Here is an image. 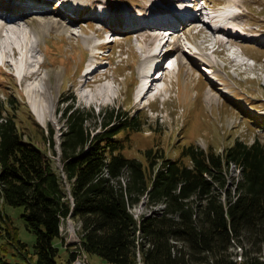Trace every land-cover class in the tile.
I'll list each match as a JSON object with an SVG mask.
<instances>
[{
  "label": "trees",
  "instance_id": "1",
  "mask_svg": "<svg viewBox=\"0 0 264 264\" xmlns=\"http://www.w3.org/2000/svg\"><path fill=\"white\" fill-rule=\"evenodd\" d=\"M90 111L62 110L67 126L60 154L50 128L58 169L53 156L24 137L14 117L0 121V220L21 257L3 259L5 264H59L63 244L57 240L70 217L80 223V256L96 254L109 264H136L140 256L145 264H264L263 140L237 138L223 151L190 143L178 157L152 148L143 160L125 153L146 125L141 116L105 110L103 128L94 133ZM143 201L162 207L139 220L132 209ZM7 205L24 209L27 228L36 235L33 249L11 225ZM71 247L68 264H75L78 252Z\"/></svg>",
  "mask_w": 264,
  "mask_h": 264
},
{
  "label": "rangeland",
  "instance_id": "2",
  "mask_svg": "<svg viewBox=\"0 0 264 264\" xmlns=\"http://www.w3.org/2000/svg\"><path fill=\"white\" fill-rule=\"evenodd\" d=\"M154 2L173 3L172 0L171 2L169 0H68L67 3L70 5H68V11L62 15L66 18L64 19L62 16L54 14L58 11L60 13L64 11L61 1L51 0V4L49 5L50 11L53 12L51 15L48 14V10L30 16L36 21V24H38L39 18H46L47 16L58 15V18L65 22L68 21V18H71L70 22H67V31H62L64 35L62 41H59L60 30L45 31L41 33L40 48H37L39 50L37 58L40 61H44L47 57L48 62L51 64L41 68L42 74H45L50 68L53 71L61 69L63 72L62 77L59 79V85L55 87V92L59 94L58 108L53 115V120L46 122L39 120L32 110L31 99L26 88L27 83L34 84L37 75L31 79L24 78L23 82H21L16 75L15 64L7 61L0 65V120L6 116L14 117L24 137L26 139L31 138L48 152L49 155L54 157V166L57 169L61 167L60 157L54 156L52 147L48 141V135L50 128L54 129V138L57 143L56 148L60 154L61 133L67 126L62 110L66 109L67 106L83 110L87 109L89 111L93 110L94 117L87 121L88 127L91 130L102 128V114L106 109L111 110L115 108L129 114L141 116L143 121L147 123L142 128V131L135 132L132 135L131 143L127 146L125 153L128 156H135L143 160H145V157H143L144 152L152 148L162 150L166 156L178 157L181 149L190 143L198 144L205 149L214 147L217 151H223L237 138L249 143L253 142L256 137L264 141L263 47L246 44L240 49V51L243 50L244 53L254 58V60H250L249 58L250 63L243 66L244 64L238 63L235 65L232 62L231 58L238 61L235 56L231 55V58L228 56L230 45L227 46V43H225L222 46L225 47V51H222L220 45L216 52V54L220 55V58H218L219 68L212 72L210 68L206 70L200 63L196 62L195 60L197 59L194 55L192 58V55L187 52V50H190L188 46L190 40L182 38L183 36L179 35L185 48L184 56L187 63H181L174 77L173 73L172 78H170L169 63L176 61L177 56L174 52L180 54V50L172 51L173 54L165 58H173L167 62L168 66L165 74L155 82L156 84L152 88L153 90L156 88L153 91L155 93L158 91V85L165 82L167 83L165 92L160 94V98L156 101H152V95L147 96L143 101L137 98V82L140 78L144 77L147 70L145 66L151 62L150 60L146 61L145 56L150 54V52L158 50V53L165 57L164 48L158 47L159 49H157L160 41L155 40V33L149 34L144 39L142 34L139 36L120 34L127 32V30H114L109 25V22L116 18L121 19L122 12L131 8H133V14L136 16L145 15L147 11L145 9L146 4L149 3L150 5ZM207 2L213 8L228 9L230 12L242 11L240 8L246 6L248 11L244 9L246 11H242L240 14L243 20L240 21L241 25H243L242 30L249 29L252 33H258L259 39L264 36V0H207ZM233 4H239V7ZM87 5H90L89 10H97L96 7L100 9L97 10L100 15H94V21L96 22L94 24L100 29H93L88 26L86 20H83L93 16H79V19L71 17L69 11H72L74 7H81V9L87 11ZM158 5L156 6L158 7ZM108 17H110L109 20L106 19ZM73 24L76 26H71ZM194 24L197 26L192 27L190 23L189 26L184 27L183 31L184 35L192 39V41H196L197 44H205V46L209 47L213 43L205 42L207 37L215 39L220 37V32L213 25L210 27L201 22H195ZM89 25L91 24L89 23ZM32 26L34 27V25ZM32 26L25 23L24 29H29ZM120 26L119 24L118 27ZM202 26L206 28V32L199 34L198 28ZM99 31L105 32V36L111 32L117 34L113 42L106 44L104 50L106 57L102 59L104 61L103 66L107 68L111 76H108V79L97 82L94 87L97 88L98 84L104 83L108 84L110 88L114 86L115 89H113L118 97L109 98L110 101H105L101 106L96 102L92 103L91 99L82 96L90 89L82 85L86 71H83L81 74L75 71L78 64H80L79 59L83 60L86 57L87 62H85V65L88 63L87 66L93 62L92 60L94 59H92L91 53L99 51L95 48L96 43H100V39L97 36ZM90 37L93 38L91 39L92 41L89 39ZM5 41L6 38L0 35V43ZM56 41L63 44L61 50L55 51L53 49ZM44 42H46L45 52L42 50ZM33 43L35 42L33 41ZM141 45L149 46L147 54L143 53ZM173 46L172 44L169 47ZM64 54L66 55V59L64 58ZM71 54L74 58L73 61L69 59V56H72ZM8 57L13 61L12 56ZM120 59H125L123 66H120L118 70L110 72L114 63ZM102 60L98 59L95 62L99 64L100 61L103 62ZM22 69L23 67L21 66ZM163 70L165 69L163 68ZM99 76L96 75V78ZM207 90L213 93L212 99H207ZM230 170L233 175L237 176L238 171L236 167L232 166ZM160 207L162 206L158 205L153 211H157ZM5 208L7 209L6 212L12 216L11 220L13 219V222L11 225L15 224L19 228L21 239L26 241L33 249L36 235L27 228L25 219L22 216L24 209L12 205H7ZM149 208L151 209L153 206L149 207L143 201V203L134 209V212L139 215L148 212ZM4 221L0 220V264H5L3 259L13 262L21 259L20 256H15L13 253V244L6 237L5 229L7 228V223ZM71 226L75 232L71 231ZM62 240H64V243ZM57 242L59 245L63 244L58 263L68 264L66 247L72 245L71 248L73 249V244H80V223L76 219L68 218L66 223L62 224V239L57 240ZM238 250H240V254H237V259L242 261V250L236 249V252ZM85 255L83 254L82 257L86 259L87 264H109L106 259L96 254H88L86 258ZM139 258L137 262H140L141 258Z\"/></svg>",
  "mask_w": 264,
  "mask_h": 264
},
{
  "label": "bare ground",
  "instance_id": "3",
  "mask_svg": "<svg viewBox=\"0 0 264 264\" xmlns=\"http://www.w3.org/2000/svg\"><path fill=\"white\" fill-rule=\"evenodd\" d=\"M64 1L68 2V0H64ZM179 1H182V0H179ZM233 2H236V1H233ZM233 5L239 7V4H233ZM225 10L228 11L226 18L231 19L230 24H232V26H227V25L214 26L213 24L204 22L202 20L203 18L201 19L200 17L195 16L194 14L186 15L184 10H178L175 17H169L168 18L169 20L174 21V25L171 28L174 30V31H172V34L167 39H166V36H164L162 33L156 34V36L159 39H161L159 47H161V48L165 47V49H166L165 57L163 59L161 58L162 56L160 58H156L158 55V51H155L154 53L148 54L147 56H145L146 61L151 60V61H154V63L156 64V67H150L148 69V72L151 71V69H155V71L157 70L158 74H159L163 70V68L166 69L167 66L165 67V58H167V56L169 54H171L172 51H174V50H180V54H177V61L169 63L168 68L170 71V73H169V76H171L170 78H172L173 73H174L173 74V77H174L175 73L179 70L181 63L182 64L187 63V60L185 59V56H184L185 48L183 47L181 37L179 38V34L177 32V29L183 27L182 28V30H183L184 27L190 23H191L192 27L197 26L194 24L195 22H201V23H203L207 26H210V27L213 25L214 27L217 28V30L219 32L228 31L229 34H234V35H231L230 38H232L231 41H233V42L236 41L237 34H236V32L233 31V29L231 27L238 28L239 30L243 29V25H241V23H240V21H243L241 19L242 18L241 15H240L242 13V11L230 12L228 9H225ZM0 11L3 12L5 14V17H6V19L1 24V29H0V35L6 38L5 42L0 43V52L2 54V57L4 58V62L8 61L11 64H16V62H13L8 56H13L15 58H19L21 56V59L24 61L22 64V67L29 69L25 73L24 78L31 79L35 75H37L34 84H32L31 87L27 88V92H28L30 99H31L32 110L35 113V115H37L39 120H41L43 122H46L49 120L51 121L54 119L53 115L55 114V111L58 108L59 94L55 92V87L59 85L58 84V83H60L59 79L62 77L63 72L61 69H57V70L53 71L50 68V69H48V71L45 74L44 73L42 74L41 68H44L45 66L51 65V64L48 62L47 57L45 58L44 61H40L37 58L38 57L37 53L39 51L37 48H40L39 45L41 43V38H42L41 33L45 32V31L50 32L53 29L60 30L59 41H62L64 39V35H63L62 31H67L68 23L59 19L58 17L47 16L46 18H39L38 24H36V21L33 18L27 17V12L25 9L18 7L13 3H11L10 6H8V8H5V9L0 7ZM46 11H48V10L43 9V10H39L38 13H43ZM152 11H156V8H154ZM157 11L159 13H161V15H163V13L161 11H159L158 9H157ZM38 13H36V14H38ZM90 19L92 20V25L95 26V24H94L95 22L93 21V20H95L94 16L91 17ZM106 19L109 20L110 17H108ZM120 20L121 19H117V18L115 20H111V22H109V25H111L113 27V29H115V30H122L125 28H126V30H130V31H134L136 29L138 31L144 30L140 27L139 24H135L134 22L132 23L131 21L125 22L126 24H128L127 26L122 25V26L118 27L119 24H117V23ZM188 20H190V22H187ZM25 23L27 25H30V26L34 25V27L32 26L29 29H24ZM148 24H152V22L149 21ZM163 25L168 26L165 23H163ZM198 29H199L198 30L199 34L206 32L205 31L206 28L203 26L198 28ZM244 30H247L245 33H248V36H246V37H251L248 40H252L253 42H256L260 45H264V36H262V38L259 39L258 33H256V34L252 33L249 29H244ZM9 31L11 32L12 35L9 34ZM168 31H170V30H168ZM96 32H97V30H96ZM103 34H104L103 31H99V33H97V36L100 37V36H103ZM241 34H244V32ZM142 36L144 39L145 37H148L149 34L142 33ZM173 37L175 38V40ZM187 38H189V37H187ZM34 39H36L37 41ZM89 39L91 40L93 38L90 37ZM164 39H166V40H164ZM33 41L35 43H33ZM59 41H56V43H59ZM218 41H219V43H218ZM169 42H171V44H173L174 46L173 47H167L166 45ZM205 42H207V43L212 42L213 43V46L215 47V53L219 49L220 45L222 47L225 45V43H227L220 37L216 38V39L211 38V37H207L205 39ZM105 44H106L105 41L102 43H96L95 48H97L99 51L91 53L92 59H94V60H92L93 62L91 64H89L88 66H86L85 62H87V58L85 57L83 60L79 59L78 61L80 62V64H78V66L75 70L76 73L81 74V73H83L85 68L92 66L91 69L86 70V74L84 75V79L82 80V85L86 86L90 89L88 90V92L84 93L82 96L87 98V99H91L92 103L96 102L100 106L103 103H105V101H110L109 98L113 99V98L118 97L115 90H114L115 88L113 85H112L113 87L110 88L108 84L104 83V84H98L97 88L94 87V86H96L97 82L108 79L110 77V74H108L107 72H105L103 74L98 73L100 71V69H104L105 67L101 66V63H102L101 61L99 64H96V62H95L98 59L102 60L106 57L105 56L106 54L104 53ZM142 44H143V42H142ZM42 47H43L42 50H44V52H45L46 45L44 44V46H42ZM141 47H142L143 53L148 52V46L141 45ZM225 50H226L225 47H222V51H225ZM89 52H91V51L89 50ZM228 56H230V58H231L230 54H228ZM65 57H66V55L64 54V58ZM69 57H70L69 59H72V61L74 60L73 55L69 56ZM192 58H193V55H192ZM231 60L235 65H237L238 63L242 64V63L238 62L236 59L231 58ZM205 62L208 63L209 65L212 64L211 61H205ZM35 66H36V68H35ZM32 67H34V69H32ZM215 70H216L215 67L213 69H211L212 72ZM96 75H100V76L98 78H96ZM162 75H163V72L160 73L158 76H156L155 73L152 75L153 76L152 86L154 84H156L155 82H157L162 77ZM114 77H116V76H114ZM170 78H169V80H170ZM77 81H79V80H77ZM163 84L167 88L166 83H163ZM152 90L148 89L146 96H144L141 100L143 101V99H145L148 95H150L152 93L150 91H152ZM206 97H207V99H212L213 93H210L207 90ZM157 207L158 206H153V208H151V209L149 208L148 212H144V213L139 214V215L136 212H134V209H136V207L133 208L132 210L135 213L136 218L140 220L141 216L143 214H150L153 212V209H156ZM71 231L75 232V231H73L72 226H71ZM140 258H139L140 262L138 261L136 264H145L143 262L141 256H140ZM240 258H242V257H240ZM80 263L85 264V261H80Z\"/></svg>",
  "mask_w": 264,
  "mask_h": 264
},
{
  "label": "built area",
  "instance_id": "4",
  "mask_svg": "<svg viewBox=\"0 0 264 264\" xmlns=\"http://www.w3.org/2000/svg\"><path fill=\"white\" fill-rule=\"evenodd\" d=\"M64 223H66V222H64ZM80 249H81V247L79 245H77L76 243L73 244V250H76L78 252V255L75 259V264H77V261H85V264H87L86 260L80 256Z\"/></svg>",
  "mask_w": 264,
  "mask_h": 264
},
{
  "label": "crops",
  "instance_id": "5",
  "mask_svg": "<svg viewBox=\"0 0 264 264\" xmlns=\"http://www.w3.org/2000/svg\"><path fill=\"white\" fill-rule=\"evenodd\" d=\"M82 257V256H81ZM88 257V254L85 255V258ZM89 260V259H88ZM89 263V262H88Z\"/></svg>",
  "mask_w": 264,
  "mask_h": 264
}]
</instances>
